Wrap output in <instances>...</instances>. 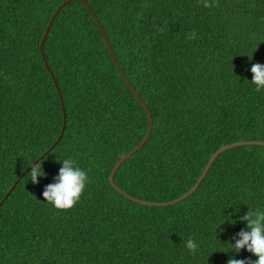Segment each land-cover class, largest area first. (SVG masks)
<instances>
[{
  "label": "trees",
  "instance_id": "obj_1",
  "mask_svg": "<svg viewBox=\"0 0 264 264\" xmlns=\"http://www.w3.org/2000/svg\"><path fill=\"white\" fill-rule=\"evenodd\" d=\"M65 1L0 0V264L255 261L231 243L247 230L240 217L264 210V145L220 148L264 140V90H255L250 70L264 64V0H217L212 8L198 0H87L91 9L69 0L56 13ZM115 57L153 119L149 138L115 173L121 189L176 199L216 153L179 202L142 204L110 182L149 129ZM68 158L90 183L60 211L43 191ZM33 161L46 173L35 184Z\"/></svg>",
  "mask_w": 264,
  "mask_h": 264
},
{
  "label": "clouds",
  "instance_id": "obj_2",
  "mask_svg": "<svg viewBox=\"0 0 264 264\" xmlns=\"http://www.w3.org/2000/svg\"><path fill=\"white\" fill-rule=\"evenodd\" d=\"M198 4H202L205 8L218 6L217 0H211V2L210 0H198ZM187 38L195 39V32L189 33ZM250 70L253 74L251 82L256 86L255 90L257 92L264 90V64L254 63ZM34 161L29 165L31 171L28 176L35 184L39 182L38 177H45L46 173L43 170V161L40 163H34ZM54 180V183L45 186L43 197L47 203L60 211L73 208L80 201L87 184L90 183L87 171L77 166V162L72 158L62 161V167ZM240 220L246 222L247 230L242 229L237 233L238 238H235V243H230L236 253L246 249L257 259L251 261L230 258L227 264H264V210L249 209L245 215L240 217ZM186 248L195 255L198 245L190 238L186 242Z\"/></svg>",
  "mask_w": 264,
  "mask_h": 264
},
{
  "label": "water",
  "instance_id": "obj_3",
  "mask_svg": "<svg viewBox=\"0 0 264 264\" xmlns=\"http://www.w3.org/2000/svg\"><path fill=\"white\" fill-rule=\"evenodd\" d=\"M69 0H66L64 3H62L56 13L68 2ZM84 1L87 6L91 9V6L89 4V2L87 0H82ZM56 13L53 15L52 18L55 17ZM98 24H99V27L103 33V36L105 38V40L107 41V45L109 46L110 48V51L112 52L113 54V50H112V47H111V44L108 40V36L104 30V27L103 25L101 24L100 20L98 18H96ZM46 34L47 32L44 34V37L42 39V44L46 38ZM42 47V46H41ZM116 59V57H115ZM116 63H117V66L124 78V80L127 82V84L130 86V88L132 89V91L134 92V94L138 97L139 101L141 102L142 106L145 108V111L147 112L148 114V117H149V129H148V132L145 136V138L136 146L134 147L133 149H131L128 153L122 155V157L119 159V161L115 164V166L113 167L112 171H111V174L109 176V179H110V182L112 184V186H114L117 190H119L121 193H123L125 196H127L128 198L136 201V202H139V203H142V204H147V205H158V206H162V205H168V204H173V203H176V202H179L181 201L182 199L188 197L190 194H192L196 188L198 187V185L200 184V182L203 180V178L205 177L207 171L209 170L215 156H216V153L214 154V156L211 158V160L208 162V164L206 165L205 169L203 170V173L200 175V177L198 178V180L196 181V183L194 184L193 187H191L185 194L181 195L180 197L176 198V199H172V200H169V201H165V202H157V201H148V200H143V199H139L137 197H134L132 195H130L128 192L124 191L123 189L120 188V186H118L114 180V176H115V173L116 171L118 170L119 166L121 165V163L123 161H125L126 159H128L129 157L132 156V154L138 150L145 142L146 140L149 138L151 132H152V128H153V119H152V114L150 112V110L148 109L146 103L141 99V97L139 96V94L137 93V91L133 88V86L131 85L130 81L128 80L127 76L125 75L124 71L120 68L119 64H118V60L116 59ZM48 69H50L49 65H47ZM55 83H56V86H57V89H58V92L61 96V100L62 102L64 101L63 100V96H62V93L60 92V88H59V85L57 84L56 80L54 79ZM64 103V102H63ZM63 110H64V125H63V129H62V133L61 135L59 136V139L60 140L63 135H64V132H65V128H66V109H65V106H63ZM238 144H261V145H264V140H248V141H238V142H234V143H230V144H227V145H224L220 148V150H223V149H227L231 146H235V145H238ZM35 163H38V161H36Z\"/></svg>",
  "mask_w": 264,
  "mask_h": 264
}]
</instances>
